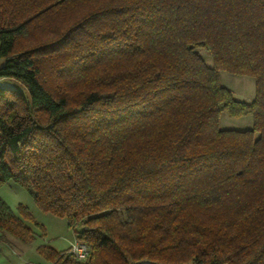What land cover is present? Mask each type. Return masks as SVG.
Returning a JSON list of instances; mask_svg holds the SVG:
<instances>
[{
  "label": "trees",
  "instance_id": "trees-1",
  "mask_svg": "<svg viewBox=\"0 0 264 264\" xmlns=\"http://www.w3.org/2000/svg\"><path fill=\"white\" fill-rule=\"evenodd\" d=\"M0 58L26 90L0 85V185L89 247L44 264H264V0H0ZM17 210L0 197V240L30 244Z\"/></svg>",
  "mask_w": 264,
  "mask_h": 264
},
{
  "label": "rangeland",
  "instance_id": "rangeland-1",
  "mask_svg": "<svg viewBox=\"0 0 264 264\" xmlns=\"http://www.w3.org/2000/svg\"><path fill=\"white\" fill-rule=\"evenodd\" d=\"M198 51L205 63L208 66H212V59L209 51L205 48H199ZM3 62L4 60L0 58V66ZM220 82L223 86L231 90L233 97L237 100L250 102L255 96V81L250 76H236L221 71ZM0 85L8 88H15L24 93L26 92L24 86L13 78H0ZM252 126L253 117L250 114L240 117H231L226 111L220 114L219 127L221 129L245 130L252 128ZM0 197L15 212H18L17 207L19 204L26 206L33 220L37 223L34 224V222L31 221L26 222L33 232L34 240L30 244H25V246H23L24 249L18 250L22 251L21 254L19 252L21 256L19 254H14L13 260H22L35 264L46 263L45 258L37 251L38 246H48L60 251L68 248L75 240V231L67 226L66 220L62 217H57L42 211L33 200L32 195L17 182L11 180L0 185ZM77 229L78 228L75 230ZM13 239H15L18 245L19 243L22 244L18 239Z\"/></svg>",
  "mask_w": 264,
  "mask_h": 264
},
{
  "label": "crops",
  "instance_id": "crops-1",
  "mask_svg": "<svg viewBox=\"0 0 264 264\" xmlns=\"http://www.w3.org/2000/svg\"><path fill=\"white\" fill-rule=\"evenodd\" d=\"M23 246H25V244L19 243L18 245L12 236L6 235L4 241L0 240V264H26V263L35 264L33 262H24L22 260H16V259L13 260L14 254H19V252L21 254L22 251H18V250L24 249ZM36 264H44V263H36Z\"/></svg>",
  "mask_w": 264,
  "mask_h": 264
},
{
  "label": "built area",
  "instance_id": "built-area-1",
  "mask_svg": "<svg viewBox=\"0 0 264 264\" xmlns=\"http://www.w3.org/2000/svg\"><path fill=\"white\" fill-rule=\"evenodd\" d=\"M69 251L73 254L75 259L78 261L86 260L89 255L88 245L76 239L69 246Z\"/></svg>",
  "mask_w": 264,
  "mask_h": 264
}]
</instances>
